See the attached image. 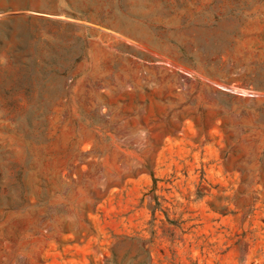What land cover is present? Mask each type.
<instances>
[{
    "label": "rangeland",
    "instance_id": "rangeland-1",
    "mask_svg": "<svg viewBox=\"0 0 264 264\" xmlns=\"http://www.w3.org/2000/svg\"><path fill=\"white\" fill-rule=\"evenodd\" d=\"M0 264H264V0H0Z\"/></svg>",
    "mask_w": 264,
    "mask_h": 264
}]
</instances>
